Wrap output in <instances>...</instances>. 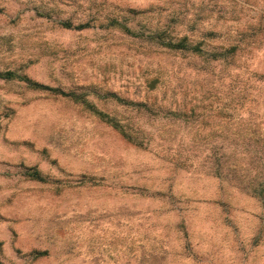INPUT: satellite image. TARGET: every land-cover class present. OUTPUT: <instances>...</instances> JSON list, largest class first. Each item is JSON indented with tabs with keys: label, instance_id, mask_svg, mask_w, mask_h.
<instances>
[{
	"label": "rangeland",
	"instance_id": "374dc122",
	"mask_svg": "<svg viewBox=\"0 0 264 264\" xmlns=\"http://www.w3.org/2000/svg\"><path fill=\"white\" fill-rule=\"evenodd\" d=\"M5 72L0 264H264V0H0Z\"/></svg>",
	"mask_w": 264,
	"mask_h": 264
},
{
	"label": "trees",
	"instance_id": "16d2710c",
	"mask_svg": "<svg viewBox=\"0 0 264 264\" xmlns=\"http://www.w3.org/2000/svg\"><path fill=\"white\" fill-rule=\"evenodd\" d=\"M60 26H62L63 28H67V29H76V30H80L83 28L88 27L89 24H81V25H77V26H73L70 22H60L59 23ZM110 26H117L118 28H120L125 34H128L130 36H136V32L131 30L130 28H128L126 26V24H122L119 22H116L115 20H112L109 23ZM212 34L213 33H209ZM143 35V34H142ZM147 40H151L157 44H159L162 47H165L167 49L170 50H175V51H188V52H192L194 54L200 55V56H207V58L211 59V60H226L228 57H231L234 52L236 51L237 46H229V47H223V46H219V47H212L210 50H203L202 49V45L203 43H197V44H192L190 42H188V39L186 37H183L181 39L178 40H173L170 37V34L167 32V30H151L149 32V34L147 36H144ZM0 78H4V79H14L17 78L21 81H24L27 85L28 88L33 89V90H41V91H47L48 93L52 94V95H60L63 97H73V95L65 93L61 90L58 89H52L49 88L45 85L42 84H38L35 82L30 81L29 79H27L26 77H20V76H16L15 74L11 73V72H5V73H0ZM74 99V98H73ZM75 101H77V98L74 99ZM100 118L102 119H106V116H104L101 113L95 112ZM108 123L112 124L114 128H117L118 126L116 124H113L111 120H106ZM36 177H38L36 175Z\"/></svg>",
	"mask_w": 264,
	"mask_h": 264
}]
</instances>
